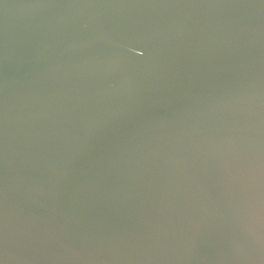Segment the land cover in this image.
Wrapping results in <instances>:
<instances>
[{
	"label": "water",
	"instance_id": "95a60500",
	"mask_svg": "<svg viewBox=\"0 0 264 264\" xmlns=\"http://www.w3.org/2000/svg\"><path fill=\"white\" fill-rule=\"evenodd\" d=\"M0 264H264V0H0Z\"/></svg>",
	"mask_w": 264,
	"mask_h": 264
}]
</instances>
